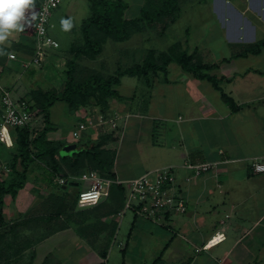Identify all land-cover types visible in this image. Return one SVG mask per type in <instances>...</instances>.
Returning <instances> with one entry per match:
<instances>
[{"label": "crops", "instance_id": "1", "mask_svg": "<svg viewBox=\"0 0 264 264\" xmlns=\"http://www.w3.org/2000/svg\"><path fill=\"white\" fill-rule=\"evenodd\" d=\"M217 1L221 4L222 11L224 6L229 9L228 14H223V26L220 29L224 37L228 35L236 43L251 42L257 37V33L261 36L258 39L264 38V0L244 1L237 7L229 0ZM41 2L42 0L33 3L32 7ZM71 3V8L79 5L77 0H72ZM127 7H130L129 4ZM68 13L72 17L75 12ZM63 21L66 23L59 29V34L67 36L68 33L74 38L72 22L66 14H63ZM52 25L54 27L53 23ZM32 46L33 37L24 28L22 31L12 30L4 41H0V84L14 98L35 97L37 90H49L42 87L41 83L50 81L51 85H55L54 79H58L51 65L60 58L56 51L59 47L48 53L42 65L24 68L21 59L31 54ZM194 49H198L200 55H206V48H199L196 44H191L188 51L192 52ZM263 52L248 55L260 57L261 62L264 61L261 54ZM11 53L15 54V59L9 58ZM237 58L239 57L231 58V61L214 69V73L219 71L216 74L227 79L220 83V87L239 105L236 111L230 108L220 91L209 81L190 76L180 66L181 72L177 71L175 75L169 73L173 63L168 66L167 80H164L163 74L158 75L161 72L144 76L126 75L141 81L145 88L140 95H136V92L122 95L117 89L121 83L119 79L114 88L121 99L108 98V108L105 111L106 117H121L117 130L105 124L97 130L89 128L88 132H82L80 139H75L71 131L53 124L50 107L54 102L49 107L50 128L46 133L47 139L63 144L74 142L79 146L89 142V139L97 140L100 131L112 132L115 140L113 143L107 141L109 145L105 146L115 150L113 170L116 177L132 179L157 167L172 166L176 189L184 198L186 211L167 214L159 222L133 212L123 219L124 213L121 217L117 214L121 211L118 208L121 205L119 200L112 198L110 201L106 200L105 205L97 207L100 210L97 211L96 230H92L94 232L79 236L76 226H71L72 228L47 235L36 242L32 241V255L28 262L264 264V171L253 172L249 166L254 159L264 161V66L258 72V67L254 64L238 62ZM123 76L125 75L120 78ZM224 86L228 87L227 90ZM75 110L79 111L80 118L83 117L79 122L89 119L95 121L103 115L94 99H89L87 105L79 104ZM156 118L163 121L158 133L154 125ZM76 123L77 121L73 123V127ZM167 128L172 132L170 137L166 135ZM12 155L13 148L0 142V170L10 163ZM185 161L217 162V166L210 172L193 176L183 166ZM42 169L41 164H34L27 174L28 183H34V177L30 179L33 171L41 172ZM4 177L5 175L0 180ZM187 177L190 180L187 181ZM42 183L41 186L37 184V187L40 186L37 189L33 185L31 188L26 187L27 195L23 196L25 210L46 209L44 201L51 192L50 183ZM39 188L45 190L41 193ZM22 194L24 193L19 191L16 200L13 195L5 196V214L9 212L8 215L12 214L13 218V214L19 210L17 207L22 209ZM113 224L115 230L109 240L108 231ZM221 234L224 236L221 241L206 249L197 250ZM71 237L72 240L77 239L75 244H82L79 249L67 241ZM131 242L134 245L132 248Z\"/></svg>", "mask_w": 264, "mask_h": 264}, {"label": "rangeland", "instance_id": "2", "mask_svg": "<svg viewBox=\"0 0 264 264\" xmlns=\"http://www.w3.org/2000/svg\"><path fill=\"white\" fill-rule=\"evenodd\" d=\"M38 1L39 0H33V3L36 4ZM71 1L72 0H62L58 8H56V10L53 12L51 18V23L54 24V27L50 28L49 31L51 35L59 42V48L56 51L60 55V58H58L55 64L51 65V67L53 68L54 73L56 72L58 75V79H54L55 85H51L50 81H47L45 84L41 83V86L44 88L53 89L54 91H60L65 82L66 78L63 73V68L66 66L68 59L71 57V46L81 45L83 42L80 28H78L79 24L81 23L82 18L85 19L91 14L90 7L92 3L90 0H77L79 5L74 6V8H71ZM125 1L130 7H126L124 9V17H137L144 0ZM229 1L235 7H237L236 5L242 4L244 1L248 2V0ZM221 8L222 6L217 0H179V11L176 15V20L168 25L163 34H158V28L156 27L144 26L142 31L132 34L124 41H115L111 38H106L102 43V51L95 58L80 56L76 60V70L74 73L75 79L83 82L86 77L93 74L102 77L116 75V72H118L121 68H125L130 65L133 66V63L135 62H139L140 64L143 63L145 58H147L149 51L154 50V55L158 56V52L167 50L168 47L175 42H179L181 47H185L186 50V47L190 49L191 44H196L199 46V48H206V55L205 53L204 55L201 53L202 55H200V58L205 62L218 63L220 68L222 63L231 61L229 60L221 62L223 57L229 58L234 50L238 51L242 49L245 44L253 43L261 37L260 33H257V37L251 42L239 43L233 42V38L228 35L224 37V33L220 29L223 26V14H228L229 9L224 6L223 12ZM69 11L71 13L75 12L76 14L73 13L74 15L71 14L72 17H70V14L68 13ZM62 13L66 14L68 16V20L72 22V30L75 35L74 38L69 36L68 33L67 36H63L62 33L59 34V29L64 27L62 23ZM263 34L262 37H264ZM246 37H248V35ZM260 50V52H263L264 47L261 46ZM261 54L264 57V52ZM249 55L247 58L239 57L236 59V61L252 63L254 66L258 67V72H261L260 67L262 68L264 66V61L259 62L261 59L260 57H250ZM177 71L181 72L179 66L173 64L169 73L171 72V74L175 75V72ZM216 73L218 74L219 71H216ZM161 74L163 73H159L158 75ZM254 75L258 77L257 74ZM120 80L121 83L119 86H117V89L124 96L132 94L133 92H136V95H140L145 88L141 81L136 77L125 75L120 78ZM36 83L39 84V82ZM227 88V86H224L225 90H227ZM212 93L216 94L214 91ZM90 99L93 100V98ZM157 110H159V108H157ZM78 112V110L69 108L67 102L61 100H57L50 107L51 120L53 124L66 131H72L74 129L73 123L77 121L76 124H78L81 118H83H80V114ZM102 113V116L107 118L105 112ZM155 122L156 123L154 125L156 126V132L158 133L160 126L163 125V121L156 118ZM119 127L120 126H116L115 130L119 129ZM103 133L105 132L100 131L98 136L102 135ZM166 135L168 137L172 135V132H170L168 128ZM98 136L95 135V137ZM88 141L89 142H85L83 144L88 146V143H91L93 140L89 139ZM110 142L113 143L114 140H110ZM68 143H64L63 146ZM43 169L41 172H38L37 170L33 171L31 178H29L32 179V176L34 177L32 180L34 182L32 184L33 187H35L34 189L40 187V183L42 182L50 183V191L53 189L56 192L55 195H57V201H60L61 203L60 212L58 214L55 213V210H57L55 209L57 208V205L52 204L51 198H48L49 194H47L44 201L46 204L44 205L46 209L34 208V210H25V198L23 196L27 195L26 187L28 186V188H31L32 186L31 182L28 183L27 179V183L25 182L21 188H18L16 190V194L13 196V199L16 200L18 196L17 193H19V191L24 193L22 194L23 198L20 199L23 206L22 209L17 207L19 210L13 214V218L12 214L8 215L9 212H6V214L4 213V223L0 224V264H31V262H28V259L31 258L32 255L30 249L34 243H32V241L36 242L45 238L47 235L54 234L60 230L76 226V228L82 230L84 236L94 232L92 230H96L95 222H97V211L100 210L99 208L101 206L98 209V204L79 207L74 199V193L77 190L83 189L86 186V183L79 181L78 185L74 187L70 186L72 182L69 181L64 188L63 185L59 187L57 186L58 182L56 178H52V173L44 167ZM0 174L2 177V172H0ZM7 177L8 174H6L4 178ZM36 178L38 181H36ZM37 184L40 186L37 187ZM40 190L42 193V190L45 189L41 188ZM113 197L119 200L121 209H123L126 200L125 194L122 196H117L114 194ZM130 213L131 211L125 210L123 219L127 218ZM71 221L74 223L72 227L71 225L73 223L71 225L68 224ZM72 238L73 237H71L69 240L67 239V241L79 249L82 244H75L77 239L72 240ZM133 246L134 245H132L131 242L130 248ZM153 258L154 257H152V259ZM45 263L46 262H44V264Z\"/></svg>", "mask_w": 264, "mask_h": 264}, {"label": "trees", "instance_id": "3", "mask_svg": "<svg viewBox=\"0 0 264 264\" xmlns=\"http://www.w3.org/2000/svg\"><path fill=\"white\" fill-rule=\"evenodd\" d=\"M90 1L92 3L90 7L91 14L80 25L83 42L81 45H72L70 48L71 57L63 68L66 79L62 89L60 91H54L53 89L43 91L40 89L36 91L37 95L39 94L38 96L24 97L31 102L32 108H38L43 114L44 127L33 138L30 137L28 127H14L11 129L13 155L10 163L7 164L9 167L8 177L0 180V224L4 223L5 196L16 194V190L24 185L29 170L36 163L49 170L53 175L52 178L61 177L67 183L71 177L79 176L81 173L91 170L97 171L101 176L116 177L113 170L115 150L105 146L107 141L115 140L112 132L100 135L96 141L88 143V146L79 144L76 152L64 156L59 153L63 142L47 139L46 133L50 128V125H48L49 107L57 100L65 101L69 108L75 109L79 104H89V99L93 98L101 111L105 112L108 108V98L121 99V95L114 86L119 83L122 75L144 76L149 73L158 74L161 72L164 75V80H167L168 66L173 63L180 66L182 71L190 76L209 81L214 88L220 91L223 100L233 111L239 109V105L234 102L232 97L221 90L220 83L227 79L214 73V69L219 64L203 61L200 58L198 49L189 52L182 48L179 42L173 43L167 50L158 52V56L154 55V50L149 51L143 63L121 68L116 72V75L102 77L93 74L86 77L83 82L76 80L74 76L76 60L80 56L95 58L102 51V43L106 38L124 41L132 34L142 31L144 26L156 27L158 28L157 33L163 34L168 25L176 20L179 11V0H144L139 15L127 19L123 15V11L127 7L124 0ZM261 46L264 47V38L245 44L238 51L234 50L229 58L225 57L221 62L229 61L235 57H245L248 54H259ZM61 185L58 183L57 186L61 187ZM55 194L56 192L52 189L48 198H51L53 205H57L55 213L58 214L61 203L57 201V195ZM114 194L117 196L124 195V186L112 184L107 199L102 200L103 202L100 201L97 207L105 205V201L114 198L112 197ZM75 195L76 192L74 193V199ZM118 208H121V205ZM72 223L73 221L68 224L71 225ZM73 225L74 223L71 226ZM76 230L78 234L84 236L82 230H79V228ZM114 230L115 225L113 224L110 231H108L109 240L113 237Z\"/></svg>", "mask_w": 264, "mask_h": 264}, {"label": "built area", "instance_id": "4", "mask_svg": "<svg viewBox=\"0 0 264 264\" xmlns=\"http://www.w3.org/2000/svg\"><path fill=\"white\" fill-rule=\"evenodd\" d=\"M62 0H42L39 6L26 10L24 29L29 31L33 37L32 52L29 56L21 59L24 68L42 65L51 50L59 47L58 41L51 35L49 29L52 12L60 5ZM33 16L35 18H33ZM9 58L15 59V54H9ZM0 104L2 118L0 120V142L7 147L13 146L11 129L14 127H28L30 137L33 138L45 125L43 114L38 108H32L31 102L24 97L14 98L10 91H7L0 84ZM121 123V117H107L100 115L98 119L86 120L76 124L71 131L75 139H80L82 132H88L89 128H101L107 124L115 129ZM183 166L198 176L215 169L217 162H191L185 161ZM250 169L253 172L264 171V161L254 159L250 161ZM3 175L9 173L7 164L2 166ZM186 180H190L187 177ZM72 183L79 181L86 183V186L76 191L75 199L79 207L98 204L102 199L108 197L112 184H121L125 189V205L117 214L123 215L125 210L131 211L141 217L154 222H159L165 215L173 212L183 213L186 211L184 198L178 193L175 185V173L172 166L157 167L144 172L142 175L132 179L111 178L101 176L97 171H85L79 176L71 177ZM57 182L66 185L64 178H57ZM76 185V186H77ZM71 186V185H70ZM223 235H217L210 239L199 249H206L223 239Z\"/></svg>", "mask_w": 264, "mask_h": 264}, {"label": "clouds", "instance_id": "5", "mask_svg": "<svg viewBox=\"0 0 264 264\" xmlns=\"http://www.w3.org/2000/svg\"><path fill=\"white\" fill-rule=\"evenodd\" d=\"M32 5L33 0H0V41H4L12 30H23L25 25L22 21Z\"/></svg>", "mask_w": 264, "mask_h": 264}, {"label": "water", "instance_id": "6", "mask_svg": "<svg viewBox=\"0 0 264 264\" xmlns=\"http://www.w3.org/2000/svg\"><path fill=\"white\" fill-rule=\"evenodd\" d=\"M78 150V144L77 143H68L65 144L60 150L59 153L61 156L64 155H72L74 152H76ZM71 186H76L77 183H71ZM65 187V185H63V188Z\"/></svg>", "mask_w": 264, "mask_h": 264}]
</instances>
